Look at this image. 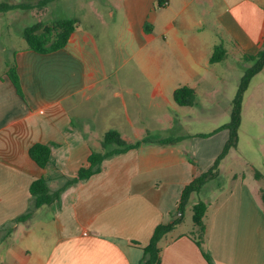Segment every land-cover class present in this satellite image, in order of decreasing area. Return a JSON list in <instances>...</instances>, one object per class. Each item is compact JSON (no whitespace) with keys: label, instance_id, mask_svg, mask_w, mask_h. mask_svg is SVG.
<instances>
[{"label":"crops","instance_id":"crops-1","mask_svg":"<svg viewBox=\"0 0 264 264\" xmlns=\"http://www.w3.org/2000/svg\"><path fill=\"white\" fill-rule=\"evenodd\" d=\"M57 1L22 10L50 22L58 18ZM62 1L73 11L64 18L78 21L66 47L39 53L27 43L14 49L23 95L7 70L0 74V230L27 213L35 180L46 178L51 192L66 187L92 151L102 152L110 130L129 144L147 135L183 139L105 160L99 174L68 186L11 234L0 231V264H142L156 227L179 217L183 189L213 166L228 141V130L219 129L229 123L250 66L244 54L257 53L264 43V0H118L107 10ZM219 44L226 56L211 63ZM180 87L194 91V105L175 102ZM205 105L221 112L226 105V123L208 132L191 130L187 125L204 119ZM254 105L264 120V68L245 92L238 146L222 161L219 181L202 194L208 204L205 248L214 264H264L263 176L237 157ZM173 109L180 112L175 116ZM159 121L162 129L136 125ZM36 144L52 147L43 169L29 155ZM189 232L179 225L161 240V264H209Z\"/></svg>","mask_w":264,"mask_h":264},{"label":"trees","instance_id":"trees-1","mask_svg":"<svg viewBox=\"0 0 264 264\" xmlns=\"http://www.w3.org/2000/svg\"><path fill=\"white\" fill-rule=\"evenodd\" d=\"M53 0H40L37 6H44ZM35 5L30 3H9L0 1V13L13 9H30ZM78 21L74 18L56 19L50 22L36 21L28 25L23 30V36L28 43L30 49L39 53H49L65 48L70 35L76 29ZM226 48L223 44L215 46L211 56V63L222 61L226 56ZM243 59L250 66L245 70L240 79L237 93L233 99L231 120L228 124L222 126L219 130H228L229 138L223 151L215 160L213 166L205 173L196 176L193 181L188 184L182 191L181 199L178 205L179 217L168 224H160L156 227L149 244L143 248L144 259L142 264H161L162 250L160 248L161 240L173 232L184 220L185 210L188 205L192 209V230L188 233V237L193 240L201 249L204 258L209 264H214L213 258L205 245L207 242V226L205 217L208 210V204L202 199L205 186L212 181H219L220 165L226 158L228 153L235 149L239 140V129L242 120V107L246 90L248 89L253 77L264 68V43L260 50L255 54H244ZM8 76L13 82L17 92L22 94L21 82L15 65L8 70ZM174 100L183 106L194 105L196 95L191 88L180 87L174 92ZM183 138L169 137L156 138L147 135L143 140L134 144L126 142L121 134L116 130L108 131L102 139V152L92 151L88 159V164L78 171L77 177L69 180L66 187L51 192L47 179L42 177L35 180L30 186V194L32 196V205L27 213L17 217L10 223L11 228L3 227L0 231H7L11 234L13 228L18 224L27 222L32 213L47 205H51L59 200L64 190L73 184L90 179L92 176L99 174L102 170V164L105 160L114 156L124 154L130 150L138 149L146 144L172 145L180 142ZM52 147L50 145L36 144L29 150L31 159L40 167L45 168L51 160ZM262 203L264 205V191L261 193Z\"/></svg>","mask_w":264,"mask_h":264},{"label":"rangeland","instance_id":"rangeland-1","mask_svg":"<svg viewBox=\"0 0 264 264\" xmlns=\"http://www.w3.org/2000/svg\"><path fill=\"white\" fill-rule=\"evenodd\" d=\"M0 1H8V2H23V3H30L37 6V3L40 0H0ZM104 4H102L100 1L93 0V2H88L87 0H79L77 1V4L81 8H89L91 7V4H94V9H101V10H107V6H110V4H113L116 6V3L118 0H103ZM61 4L59 5L58 8L60 10L57 12V17L56 19H61L62 17H72L73 11L70 9V6L68 4L64 5V1L59 0L57 1L56 4ZM107 4V5H105ZM40 7V6H39ZM115 8V7H114ZM77 12H80V9L77 7ZM113 10H116L113 9ZM29 11H23L22 9H17V10H9L3 13H0V74L3 73L4 71H8L10 68H12L14 61H13V51L15 48H20L21 46L27 44V41L25 40L23 36V30L26 26L31 25L35 23L39 17L42 18V16H38L36 14L31 15V13H28ZM55 19V20H56ZM116 18L112 19V21H118L115 20ZM119 25L120 23L117 22ZM25 26V27H24ZM105 25L99 26V30L101 32L104 31ZM107 32V30H106ZM111 34L112 31H109ZM110 37V36H109ZM111 39L109 40V43L112 46V52L115 54L116 52V44L114 42L113 36L110 37ZM100 45V42H99ZM104 44L103 41H101V50L103 51ZM161 52H166L168 54V51H161ZM126 57L129 56V53H125ZM106 59L107 63H109V55L104 56ZM127 64H134V61L131 60ZM219 72L225 71V68L223 65H220L217 67ZM8 73V72H7ZM117 102V101H116ZM176 102V101H175ZM177 103V102H176ZM178 104V103H177ZM227 107L226 105L222 106V112L220 109L217 108L215 105H205L202 106V109L204 108V119L199 121L198 123H195L194 121L191 122L190 126L191 130H194L196 132H208L215 127L226 123L225 122V113H224V108ZM257 106H251L249 113H253V116L251 117L253 121L247 122L245 128L243 129V132L241 134L240 138V149L241 152H238L237 157L249 162V164H254L256 169L262 174L263 176V186H264V131H263V126H264V120L261 118L259 119V114L257 111ZM174 108V107H173ZM176 108H181L180 106H176ZM162 110L159 109L158 111V117L162 116L161 114ZM173 114H178L180 111H177L176 109H173ZM183 114V113H181ZM201 114V113H200ZM231 120V118H230ZM229 120V122H230ZM242 121V120H241ZM197 122V121H196ZM183 125L184 123L181 122ZM113 123H111L112 125ZM146 124V126H154L155 128L162 129V124L163 122H152V123H136L138 127H143V125ZM201 126L200 128H198ZM154 131H152L153 133ZM221 138V136H220ZM238 146V145H237ZM232 159V158H230ZM231 161V160H230ZM193 226L192 222V209L191 205H188L186 210H185V215H184V220L182 224L180 225V231H191Z\"/></svg>","mask_w":264,"mask_h":264}]
</instances>
